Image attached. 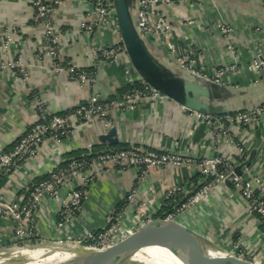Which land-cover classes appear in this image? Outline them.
Wrapping results in <instances>:
<instances>
[{"label":"crops","instance_id":"crops-1","mask_svg":"<svg viewBox=\"0 0 264 264\" xmlns=\"http://www.w3.org/2000/svg\"><path fill=\"white\" fill-rule=\"evenodd\" d=\"M199 1L200 5L195 7L179 4L168 10L178 50L185 51L188 47L198 49L203 54V60L198 61L196 66L203 73L211 74L217 66L235 65L233 70H226L221 78L222 84L210 80L229 91L226 100L217 98L213 102L216 105L224 104L229 111H233L264 102V0ZM88 8V0H61L50 11L62 31L60 48L63 57L69 64L93 75L92 82L80 84L70 80L65 71H50V59L40 52L45 37L39 25L31 20V0H0V38L4 33H12L15 37L14 46L1 49L0 45V59H19L24 62L27 73V79L22 80V75L15 69L0 70V151L8 149L33 123L36 100H40L46 109L61 113L83 102L91 92L97 93L101 99L119 96L120 88L126 82L121 62L108 55L95 56L94 51L98 45L105 48L118 45L120 35H115L101 23L92 25V34L89 33L91 30H81L80 21ZM130 11L134 18L137 0L132 1ZM187 18L193 22H186ZM87 19L92 23L95 17ZM218 21L227 22L233 27L232 51L223 43L220 32L213 27ZM206 23L210 24L206 27L209 29H204ZM147 43L157 58L166 60L177 71L187 74L168 59L163 44ZM253 56L263 61L258 71L247 68ZM108 119L110 126L107 128L98 121L88 122L85 127L76 125L73 133L59 143L55 142L52 134H48L34 159L40 163L38 173L64 162L74 152L79 155L87 153V148L92 145L101 149L129 144L149 145L159 150L187 149L199 156L211 155L215 150L209 126L194 121L191 112L185 113L184 108L171 99L139 102L130 110L114 108ZM111 127L116 132L114 141H102L100 134L108 132ZM242 138L248 149V158L253 151L250 164L264 180V122L244 128ZM216 151L223 155L231 153L225 142L218 144ZM26 165L21 164L15 172L12 177L14 182L3 185L1 189L6 194L22 192L23 187L35 179V175L25 173ZM136 173V168L127 171L108 169L106 176L97 179L88 189L86 199L76 211L75 220L61 230L54 228L59 205L52 198L45 197L33 221L35 235L29 241L42 244L54 241L59 236H76L81 233L82 226L98 230L117 206L127 219L131 209L124 206L127 203L125 198ZM196 174L194 168H154L145 175L139 193L146 195L145 191L149 188L148 197L162 201L168 187L179 183L192 184ZM246 209L247 201L234 193L230 184L224 183L181 213L178 219L224 247H230L229 241H240L246 253L259 260L262 259L264 242L259 237L260 227L256 225L255 217L248 215Z\"/></svg>","mask_w":264,"mask_h":264},{"label":"built area","instance_id":"built-area-1","mask_svg":"<svg viewBox=\"0 0 264 264\" xmlns=\"http://www.w3.org/2000/svg\"><path fill=\"white\" fill-rule=\"evenodd\" d=\"M88 1L89 8L80 21L81 30L88 32L93 24L101 23L110 28L115 35H119L115 0ZM60 3L61 0H31V20L39 25L45 37L41 55L50 59L52 73L65 71L72 81L80 84L92 82L94 78L91 72L74 67L63 57L60 48L62 31L50 13ZM179 4L195 7L200 5V1L137 0L134 19L137 21L139 34L154 45L163 44L168 59L174 61L186 72L222 84L221 78L226 70L228 68L233 70L235 65L217 66L212 69L211 74L203 73L196 66L198 61L203 60V54L198 49L188 47L185 51L178 50L173 37L174 25L168 10ZM92 17L95 19L90 23L87 18ZM186 22L192 23L193 20L187 18ZM209 25L206 23L204 29H209L206 28ZM213 27L220 32L223 43L232 51L233 27L224 21L215 22ZM14 43L15 37L12 33H4L0 38L1 49L14 46ZM121 46L105 48L98 45L95 47L94 55H108L120 61L121 70L126 75L124 86L138 81L139 88L127 90L120 93L118 97L106 99H101L97 93L91 92L83 102L61 113L46 109L40 100H36L33 123L13 141L8 149L0 151V251L7 250L1 247H9L8 249L30 247L29 240L35 235L33 221L39 204L45 197L52 198L59 205L58 215L54 221L56 230H61L72 223L76 218L78 207L87 197L88 189L97 179L105 177L110 168L120 171L131 168L137 170L125 198L127 203L124 206L131 209L130 217L125 219L122 209H115L107 215L105 223L98 230L82 226L79 235L65 238L59 236L53 243L72 241L75 247L82 250L94 247L109 233L128 223L144 222L157 215L178 219L181 213L197 204L210 191L224 184L227 177L233 192L247 201V214L255 217L254 221L260 227L259 237L264 242V180L253 169L250 162L242 164L239 173L235 172V167L248 158V149L242 138L243 129L264 122V102L239 111L221 114L191 111L194 121L209 126L215 145L214 153L211 155L199 156L188 152L187 149L159 150L149 145L133 144L123 148L92 152L91 146L87 148V153L82 154V157L70 156L64 162L38 173L40 163L35 162L34 159L40 144L48 134H52L55 142L59 143L64 137L73 133L76 125L85 127L88 122L98 121L107 128L110 126L108 117L114 108L130 110L134 109L139 102L169 99L137 74L130 60L125 58V53L119 51ZM262 66L263 61L256 56H253L247 64V68L251 71H258ZM8 69H15L22 75V80L27 79L25 64L19 59H0V70ZM222 142L228 145L230 154L223 155L216 151V146ZM30 161L34 164H28ZM23 163L28 166L25 173L35 175V179L30 180V183L23 187L22 192L13 191L7 195L1 188L15 181L12 177ZM163 166L194 168L199 174L197 184H174L166 189L162 201L148 197L149 188L145 191L146 195L143 193L141 195L139 186L145 175L150 170ZM229 242V250L233 253L257 264H264V248L262 259L257 260L246 253L240 241Z\"/></svg>","mask_w":264,"mask_h":264},{"label":"water","instance_id":"water-1","mask_svg":"<svg viewBox=\"0 0 264 264\" xmlns=\"http://www.w3.org/2000/svg\"><path fill=\"white\" fill-rule=\"evenodd\" d=\"M115 10L122 41L119 51L125 53L142 79L181 105L185 113L226 112L224 109L217 110L224 104L216 105L213 102L217 98L226 100L229 91L207 79L189 78L190 76L187 77L170 66L166 60L157 58L147 41L139 34L128 0H115ZM89 33L92 34V30ZM106 132L101 133L99 138L102 141H114L115 128L111 127ZM252 158L253 151L249 158L235 167V172L239 173L241 165L249 163ZM224 183L230 184L229 177ZM140 248H165L183 264H257L217 244L185 222L163 215L140 223H128L109 233L94 247L79 250L61 264H108L115 256L129 254ZM128 258L129 256L118 260L116 264H125Z\"/></svg>","mask_w":264,"mask_h":264},{"label":"bare ground","instance_id":"bare-ground-1","mask_svg":"<svg viewBox=\"0 0 264 264\" xmlns=\"http://www.w3.org/2000/svg\"><path fill=\"white\" fill-rule=\"evenodd\" d=\"M79 249L61 243L43 244L35 248L22 247L0 251V264H61L70 259ZM143 258L152 264H183L165 248H140L129 254L115 256L108 264H116L125 257Z\"/></svg>","mask_w":264,"mask_h":264},{"label":"trees","instance_id":"trees-1","mask_svg":"<svg viewBox=\"0 0 264 264\" xmlns=\"http://www.w3.org/2000/svg\"><path fill=\"white\" fill-rule=\"evenodd\" d=\"M122 45V41H120V43L118 44V46H121ZM117 45H112V46H108V48H116ZM181 69V68H180ZM182 71H184V69H181ZM186 72V71H184ZM182 74H184L183 72H181ZM187 74L191 75V76H194L188 72H186ZM186 74L187 77H189L188 75ZM189 78H192V77H189ZM140 87V83L138 81H134L132 84H128L126 86H124L123 88H120V91H119V94L124 92V91H127V90H131V89H134V88H139ZM220 109H224L226 112H235V111H239V110H233V111H229V107H227L226 105H223L222 107H218L217 110H220ZM242 110V109H241ZM127 145H122V146H119L117 148H123V147H126ZM117 148H104V149H101L99 146L97 145H92L91 147V150L92 152H96V151H100V150H107V149H117ZM71 156H78V157H82L79 156L78 152H74ZM199 174L197 173L195 176H194V185L197 184V178H198ZM119 207L117 206L116 209H118Z\"/></svg>","mask_w":264,"mask_h":264},{"label":"rangeland","instance_id":"rangeland-1","mask_svg":"<svg viewBox=\"0 0 264 264\" xmlns=\"http://www.w3.org/2000/svg\"><path fill=\"white\" fill-rule=\"evenodd\" d=\"M43 244L46 245V244H54V243H53V241L48 242V243L47 242L46 243H42V244H39V245H38V243H36V244H32L31 243L30 247L35 248V247L43 245ZM67 244L75 245L74 242H72V241H67V240L65 241L64 240L63 242H61V245H67ZM241 246L244 248V245L242 243H241ZM8 248L9 247H1V249H8ZM125 264H152V263L150 261L146 260V259H143V258H132L131 259V257H129Z\"/></svg>","mask_w":264,"mask_h":264},{"label":"flooded vegetation","instance_id":"flooded-vegetation-1","mask_svg":"<svg viewBox=\"0 0 264 264\" xmlns=\"http://www.w3.org/2000/svg\"><path fill=\"white\" fill-rule=\"evenodd\" d=\"M132 1L133 0H128V6L130 7V9H131V6H132Z\"/></svg>","mask_w":264,"mask_h":264}]
</instances>
